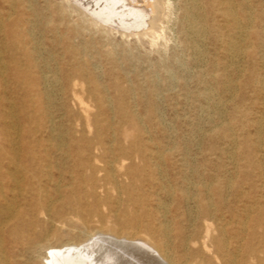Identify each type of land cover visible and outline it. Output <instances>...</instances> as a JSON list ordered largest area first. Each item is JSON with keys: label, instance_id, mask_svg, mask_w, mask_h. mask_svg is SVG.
I'll list each match as a JSON object with an SVG mask.
<instances>
[{"label": "rangeland", "instance_id": "374dc122", "mask_svg": "<svg viewBox=\"0 0 264 264\" xmlns=\"http://www.w3.org/2000/svg\"><path fill=\"white\" fill-rule=\"evenodd\" d=\"M150 2L135 30L121 9L97 22L103 0H0V220L30 230L21 264H264V0ZM92 235L98 252L63 250Z\"/></svg>", "mask_w": 264, "mask_h": 264}, {"label": "bare ground", "instance_id": "6f19581e", "mask_svg": "<svg viewBox=\"0 0 264 264\" xmlns=\"http://www.w3.org/2000/svg\"><path fill=\"white\" fill-rule=\"evenodd\" d=\"M79 1V0H78ZM90 1H92V0H90ZM104 1V5H103V7H102V9L101 10H94L93 12H92V16L94 17V19L97 21V22H109L110 24H111V26H114V27H118V28H122V26H120L119 25V22L121 23L122 22V20L120 21L119 19L120 18H122V17H125L126 19L128 18H130V20L132 19V18H134V20H131L130 22V25H132L133 24V26L131 27V29H135V30H140V29H142L143 27H145V25L146 24H144L143 25V23H144V21H146L145 20V18L147 17V15H149V14H152V13H154L155 12V8H154V6L151 4V2H150V0H128V1H125V0H103ZM124 1V3L126 4V6H124V5H120V4H122V2ZM82 2V1H81ZM87 3V2H86ZM100 4V3H99ZM79 5V4H78ZM86 5V4H85ZM78 7H80V6H78ZM93 7V6H92ZM122 8H124V9H122ZM100 9V8H99ZM119 9H121V13H118L119 14V19H118V21L116 22V23H114L113 21L114 20H116V19H114V18H111V16L112 15H114L115 13H117V12H119L118 10ZM201 9V8H200ZM117 15V14H116ZM10 16V15H9ZM110 16V17H109ZM9 18V17H8ZM40 18V17H39ZM105 19H106V21H105ZM237 19V18H236ZM128 22V21H127ZM127 22H125V23H127ZM39 23V22H38ZM108 23V24H109ZM124 23V24H125ZM36 25V24H35ZM33 26V25H32ZM110 26V25H109ZM130 27V26H129ZM2 29V28H1ZM121 30V29H120ZM195 30V29H194ZM193 30V31H194ZM31 33V32H30ZM129 33V32H128ZM203 38V37H202ZM219 38V37H218ZM197 43V42H196ZM201 54V53H200ZM43 57V56H42ZM11 61L13 60V57L12 56H10V57H8ZM202 59V58H201ZM4 60V57H3V52L1 51V49H0V62H2ZM47 65V64H46ZM48 69V68H47ZM49 77V76H48ZM45 78V77H44ZM59 78V77H58ZM51 81V80H50ZM48 82V81H47ZM55 82V81H54ZM56 83V82H55ZM46 84V83H45ZM80 104H82V102L80 103ZM2 115V113L0 112V116ZM17 120V119H16ZM13 137H12V135L8 132V130L7 129H5V128H2L1 130H0V160H3V158H4V156H5V153H6V151H5V149L3 148V146H2V144L4 143V146H12V144H13ZM62 144V143H61ZM66 144V143H65ZM110 145V144H109ZM185 180V179H184ZM16 184V183H15ZM17 186V185H16ZM163 186V185H162ZM12 189V188H11ZM172 189V188H171ZM2 192V191H1ZM13 192V191H12ZM11 192V193H12ZM7 203V202H6ZM9 204V203H8ZM6 205V204H5ZM4 207V206H3ZM8 209V208H7ZM10 209V208H9ZM13 210V209H12ZM165 210V209H164ZM13 212V211H12ZM2 212L0 211V214H1ZM4 213H7V212H4ZM7 216L5 217V219H2V220H0V264H3V263H8V262H12V264H21L20 263V260L18 259V260H16V258L18 257V256H21V255H27L28 253H29V251L33 248V246L36 244V243H34L33 241H32V239H31V233H30V230H29V228L27 227V226H25L22 222H18V221H16L15 219V217H12V216H10L9 215V213H7L6 214ZM230 222V221H229ZM171 232V231H170ZM98 237V236H97ZM43 239H44V237H43ZM94 239H96L95 237H94ZM103 239V238H102ZM105 239V238H104ZM97 240V239H96ZM106 240H108V239H106ZM101 241H105V240H101ZM109 241H111V240H109ZM109 241H107V242H109ZM99 242V241H98ZM110 244H111V246L112 245H115V247H117L119 250H123V248L125 247L124 246V243H119V242H114V241H111V242H109ZM136 243V242H135ZM5 244H7L9 247L8 248H6L7 249V257H5L4 255H3V253H2V251L1 250H4L3 248L5 247ZM100 244V243H99ZM102 244H103V242H102ZM126 244V247H128V245H127V243H125ZM129 244V243H128ZM216 244V243H215ZM104 245V244H103ZM106 245H109V244H106ZM136 246H135V248L137 249H139V247L137 246L138 244H135ZM98 246V243L96 242V241H94L93 240V235L92 236H90V239H89V241L85 244V245H83L82 247H77V248H67V249H63L64 251H73L74 253H76V252H78L79 253V251H82V250H91V251H97L96 250V248H98L97 247ZM102 247V246H101ZM107 247H109L110 248V246H107ZM114 247V246H113ZM112 247V248H113ZM133 247V246H132ZM132 247L130 246V248L132 249ZM140 247L142 248H146L148 251V253L150 254V251H151V254H152V252H154L153 254L155 255H153L154 257H156L157 256V254H156V251H153V250H151V248L148 246V245H146L145 243H143V244H140ZM215 247V246H214ZM105 248V247H104ZM129 248V249H130ZM135 248H133V249H135ZM141 248L139 249V250H141ZM142 248V249H143ZM5 249V250H6ZM99 249H101L100 247H99ZM103 249V248H102ZM128 249V248H127ZM126 249V251H128ZM145 249V250H146ZM105 250H107V249H105ZM105 250H102V252L100 253V255H98V256H100V258H101V260H99L100 262L102 261V262H104V263H107V264H109L108 262H111V263H114V262H116L117 260L119 261V259H118V256L116 255L117 253H115V252H113V251H111V250H109V251H105ZM115 251H116V249H114ZM125 250V249H124ZM123 250V252H126V251H124ZM144 250V251H145ZM150 250V251H149ZM101 251V250H100ZM141 251H143V250H141ZM6 252V251H5ZM4 252V253H5ZM90 252V251H89ZM98 252V251H97ZM97 252L95 253V254H97ZM122 252V253H123ZM130 253L129 254H131V250L129 251ZM133 252H135V253H133ZM133 254H132V257L136 254V255H140V254H137L138 253V251H137V253H136V251H134L133 250ZM73 253V254H74ZM88 253V252H87ZM127 253V252H126ZM145 253H146V251H145ZM60 255H61V258H65V255H67L68 256V254H69V252L68 253H66V254H61V253H59ZM58 253H55L54 251H52V252H50V256H53V257H57V256H59L60 257V255H59ZM94 254V255H95ZM120 254V253H119ZM123 254H125V253H123ZM129 254H128V256H129ZM147 256H148V254H147ZM152 256V257H153ZM96 257V256H95ZM122 257V256H121ZM130 257V256H129ZM131 257V258H132ZM136 257V256H135ZM145 257V256H144ZM144 257H141V258H143L144 259ZM152 257H150V258H152ZM138 258V259H137ZM157 258V257H156ZM155 258V259H156ZM126 259H128V258H126ZM136 259L138 260V261H140V259H139V256L138 257H136ZM148 259V258H147ZM147 259H146V261H147ZM95 260V259H94ZM97 260V259H96ZM150 260V259H149ZM99 261L97 262V263H99ZM127 261H129V260H127ZM137 261V262H138ZM141 261H142V259H141ZM145 261V260H144ZM150 261H152V260H150ZM156 261H158V259L156 260ZM123 262V261H122ZM126 262V261H125ZM130 262V261H129ZM147 262H149V261H147ZM154 261H152L151 263H153ZM160 262V261H159ZM117 263V262H116ZM120 263V262H119ZM118 263V264H119ZM134 263V262H133ZM140 263H142V262H140ZM156 263V262H155ZM101 264H103V263H101ZM144 264V263H143ZM149 264V263H148ZM157 264H158V262H157Z\"/></svg>", "mask_w": 264, "mask_h": 264}]
</instances>
